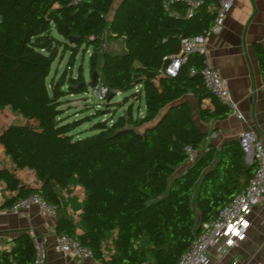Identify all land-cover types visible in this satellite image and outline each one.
<instances>
[{"label":"trees","instance_id":"trees-1","mask_svg":"<svg viewBox=\"0 0 264 264\" xmlns=\"http://www.w3.org/2000/svg\"><path fill=\"white\" fill-rule=\"evenodd\" d=\"M116 1L0 0V110L10 107L32 122L10 125L0 144L17 170L34 172L40 182V189H29L13 172L0 170V182L12 194L1 207L38 193L55 210L56 235L71 236L102 264H178L203 226L255 173L238 141L218 150L195 124L194 108L205 124L229 115L204 87V57L191 54L175 76L166 73L182 39L215 26L208 6L216 1L205 0L191 14L183 1L166 9L164 0H120L114 7ZM105 35L123 40L124 51L103 50ZM87 50L89 85L82 67L72 74ZM253 51L264 80V45L254 44ZM65 58L62 73L51 76L55 62ZM99 81L107 98L119 94L122 103L112 99L92 120H70L65 100L88 94ZM141 103L144 115L136 116L133 104ZM93 121V133L81 138L78 129ZM186 147L198 152L193 163ZM73 179L87 193L81 235L56 192ZM113 235L115 253L105 257ZM36 252L22 231L9 251L0 252V264H33Z\"/></svg>","mask_w":264,"mask_h":264},{"label":"crops","instance_id":"crops-1","mask_svg":"<svg viewBox=\"0 0 264 264\" xmlns=\"http://www.w3.org/2000/svg\"><path fill=\"white\" fill-rule=\"evenodd\" d=\"M215 1L208 6L209 11L217 7L219 0ZM254 44L264 45V0H235L225 25L208 36L207 48L211 65L227 80L229 91L244 114L245 122L228 116L225 120H213L205 124L193 109L196 126L207 135V144L215 145L218 150L227 142L238 141L239 135L248 129L255 130L264 139V80L253 51ZM141 115H144V109ZM31 123L10 107L0 110V135L10 125L26 126ZM4 169L13 172L29 189H40L35 173L17 170L0 144V170ZM56 192L64 216L74 223L77 234H83V207L87 193L76 179L67 188L57 189ZM11 196L0 182V207ZM249 223L245 240L235 247L229 248L223 242L220 251L209 250L208 264H264V202L255 208ZM54 227L55 217L36 206L19 215L0 216V252L9 251L15 236L26 231L33 238L36 248L40 247L44 251L45 264L90 263L60 252ZM114 238L115 235L105 244L107 256L115 253L112 243Z\"/></svg>","mask_w":264,"mask_h":264},{"label":"built area","instance_id":"built-area-1","mask_svg":"<svg viewBox=\"0 0 264 264\" xmlns=\"http://www.w3.org/2000/svg\"><path fill=\"white\" fill-rule=\"evenodd\" d=\"M174 1L185 2L189 14L205 4V0H164L163 7L166 9L168 4ZM234 2L235 0H219L217 7L210 9L211 12L216 14L215 26L209 32H205L198 37L182 39L181 53L173 58V62L166 69V73L175 76L180 64L187 56L199 53L204 57L201 76L205 89L229 110V117L245 122L244 114L229 91L227 80L211 65L207 48L208 36L225 25ZM191 73H194V71L192 70ZM90 90L92 97L100 104L99 107L108 104V90L102 82H97ZM238 142L244 154L245 163L250 166L253 165L255 168L254 176L243 191L228 202L213 220L203 226L202 232L191 242L189 249L181 256L178 264H208L209 250L218 249L220 251V245L223 242L229 248L235 247L247 237L250 227L249 217L255 208L264 202V139L262 140L255 130L248 129L239 135ZM185 154L189 158V163H193L198 152L192 147H186ZM33 206L55 217L54 208L47 204L38 193H32L10 207H0V216L19 215ZM56 245L59 251L65 255L89 261L93 264H102L94 258L90 249L82 246L69 235L57 236ZM104 256L107 257V254ZM33 264H45V254L40 247H37Z\"/></svg>","mask_w":264,"mask_h":264},{"label":"rangeland","instance_id":"rangeland-1","mask_svg":"<svg viewBox=\"0 0 264 264\" xmlns=\"http://www.w3.org/2000/svg\"><path fill=\"white\" fill-rule=\"evenodd\" d=\"M120 0H117L115 2L114 7L117 6ZM102 48L105 51L108 52H115V53H122L123 51V41L122 40H115L108 38V35H105L102 39ZM90 55V50H87L83 53H81L74 65V69L72 74L75 76L77 73L78 68L82 67L83 74L85 78V82L87 85L91 82V77L89 75V64H88V57ZM67 63V58H65L61 63L59 60L55 62L52 68L51 76L55 74L56 71L58 73H62ZM124 96L117 95L113 100L114 102L122 103ZM99 103L94 99L91 95V90L88 94L85 95H79V96H70L65 100V104L63 106V109L65 110V114L69 116L70 120H77V121H85L89 118V120H92V116L96 114L97 110H103V113H105L108 109L104 108L102 106L99 107ZM130 104H126L123 108H120L119 110H115V115L122 114L124 110H126L129 107ZM113 106V105H111ZM133 114L136 116H139L142 114L144 106L143 104H133ZM102 120H108V118H111V115L104 116L101 115L100 117ZM98 121V120H97ZM93 122L86 123L82 125L78 130H80L81 138H84L88 135H91L93 132H90V128L93 125Z\"/></svg>","mask_w":264,"mask_h":264},{"label":"water","instance_id":"water-1","mask_svg":"<svg viewBox=\"0 0 264 264\" xmlns=\"http://www.w3.org/2000/svg\"><path fill=\"white\" fill-rule=\"evenodd\" d=\"M122 1H124V0H122ZM73 41V38H71L70 39V42H72ZM94 79L92 80V84L94 83ZM117 95L114 93V94H111L110 96H109V98H108V103L112 100V99H114L115 97H116ZM252 167H254L253 165H251Z\"/></svg>","mask_w":264,"mask_h":264}]
</instances>
